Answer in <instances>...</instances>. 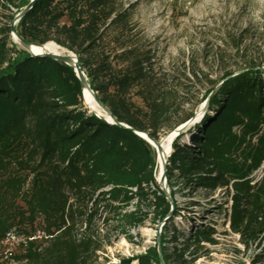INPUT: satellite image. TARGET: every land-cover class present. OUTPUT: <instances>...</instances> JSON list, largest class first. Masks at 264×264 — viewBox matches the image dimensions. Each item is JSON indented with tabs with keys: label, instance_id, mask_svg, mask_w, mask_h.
I'll return each instance as SVG.
<instances>
[{
	"label": "trees",
	"instance_id": "1",
	"mask_svg": "<svg viewBox=\"0 0 264 264\" xmlns=\"http://www.w3.org/2000/svg\"><path fill=\"white\" fill-rule=\"evenodd\" d=\"M29 2L0 0L8 19L0 25V240L10 229H41L48 238L0 264H98L101 230L127 238L146 222L164 220L167 232L178 215L168 189L174 170L187 188L230 192V231L245 246L260 242L264 185L252 175L264 164L261 65L225 70L218 79L190 72L206 84L208 102L188 130L191 144L181 134L171 144L165 171L171 209L156 183L155 150L135 132L159 141L190 119L189 85L159 71L150 51L132 39L130 14L119 0H35L14 30L32 44L51 42L73 53L95 97L132 130L108 123L83 106L71 67L32 57L10 41V22ZM170 233L175 239L179 230L172 225ZM212 234L201 227L192 236L197 244L212 243ZM154 241L139 256L106 263L160 264ZM166 241L160 235L164 264L177 262L180 251L171 256ZM261 256L264 246L253 261Z\"/></svg>",
	"mask_w": 264,
	"mask_h": 264
},
{
	"label": "rangeland",
	"instance_id": "2",
	"mask_svg": "<svg viewBox=\"0 0 264 264\" xmlns=\"http://www.w3.org/2000/svg\"><path fill=\"white\" fill-rule=\"evenodd\" d=\"M119 1L130 14V23L136 34L132 39L150 51L159 71L175 76L190 87L187 93L190 103L185 108L192 110L194 120L181 132L180 141L184 144H191L188 130L203 116L197 117L207 89L204 82L198 83L192 77V69H199L210 79H218L225 70L237 71L252 64L261 65V71H264V0ZM1 12L0 25L8 22L7 12ZM13 23L14 20L10 25ZM10 41L21 48L11 33ZM170 132L164 131L160 139ZM155 162V179L159 186L157 156ZM252 179L264 185V164L252 175ZM164 183L166 185V180ZM168 189L173 193L178 215L173 218L167 232L161 231L160 223L154 226L150 222H146L144 227L132 229L127 238L101 230L104 238L102 249L97 253L98 264L119 263L121 259L143 254L155 244L157 232L159 239L160 235L165 236L171 256L174 251H180L178 261L170 264H264V256L258 258L259 262L253 261L263 254L264 238L245 246L239 236L229 229L230 192L227 194L224 188L215 191L197 186L187 188L186 181L176 170ZM133 203L129 209H132ZM142 208L146 210L145 205ZM172 225L179 230L175 239H170ZM201 227L213 229L212 243L195 242L192 233ZM187 242L190 247L183 250ZM130 264L137 263L132 261Z\"/></svg>",
	"mask_w": 264,
	"mask_h": 264
},
{
	"label": "water",
	"instance_id": "3",
	"mask_svg": "<svg viewBox=\"0 0 264 264\" xmlns=\"http://www.w3.org/2000/svg\"><path fill=\"white\" fill-rule=\"evenodd\" d=\"M35 0H30V2L14 17V22L13 24L10 25V33L12 35H14L16 37V40L14 39V41L21 47L22 50L26 51L27 53H29L32 57H49L53 60L59 61L61 63L66 64L67 66L71 67L73 69V72L75 73L76 78L79 80L80 84H81V88H82V101H83V105L86 106L88 108L87 105L84 104V100H83V92L84 90L87 91L90 96L92 97V99L94 100V103L99 107L100 111L99 113L90 110V112H93L95 115H97L98 117L104 119L105 121H107L108 123H112V124H118L117 121L115 120V118L111 115V113L109 112V110L102 105V103L95 97L94 93L92 92V90L89 88L88 82L85 78V75L82 71V69L80 68L77 58L75 57V55L69 51H66V53H62V52H50V51H43V52H33L31 50V46H43L42 45H35L32 44L26 40H24L22 37H20L16 31L14 30V26L16 25V23L18 22V20L25 14V12L33 5ZM54 44V43H53ZM238 73V72H237ZM207 102H208V98H206V100L202 103V109L201 112L198 114L197 117H201L204 114V111H206L207 108ZM196 119V118H195ZM194 120V116H192L190 119H188L186 122L180 124L178 127H176L174 130H172V132H170L171 134H173V139L171 141V143L173 142V140L181 134V132L190 124V122H192ZM120 127L122 128H127L130 129L129 127L125 126L124 124H118ZM132 130V129H130ZM139 137H141L142 139H144L150 146H152L155 150L157 159H160V163H161V174L159 176V188L160 190L163 192L166 200L171 204V209H173V201L169 196V192L166 189V185H165V171H166V166H167V159L169 157V154L166 156L163 154L162 152V148H161V142H162V138L159 139V141H156L152 138H150L146 133H139V132H135ZM169 133V134H170ZM164 220L160 223V227L162 226ZM156 241H157V252H158V257H159V262L160 264H164L163 259H162V255H161V249H160V245H159V237H158V232L156 235Z\"/></svg>",
	"mask_w": 264,
	"mask_h": 264
},
{
	"label": "built area",
	"instance_id": "4",
	"mask_svg": "<svg viewBox=\"0 0 264 264\" xmlns=\"http://www.w3.org/2000/svg\"><path fill=\"white\" fill-rule=\"evenodd\" d=\"M48 238L41 229H37L31 234L18 232L10 229L5 232L0 240L1 257L3 260H10L13 255L23 252L34 241H41Z\"/></svg>",
	"mask_w": 264,
	"mask_h": 264
},
{
	"label": "bare ground",
	"instance_id": "5",
	"mask_svg": "<svg viewBox=\"0 0 264 264\" xmlns=\"http://www.w3.org/2000/svg\"><path fill=\"white\" fill-rule=\"evenodd\" d=\"M13 39L16 40V37L14 35H13ZM31 50L33 52H43V51L65 52V49L60 48L51 42L45 43V44H43V46H40V47L31 46ZM83 100H84V104L87 105L90 110H93L97 113L101 112L99 107L94 103V100L92 99L90 94L85 90L83 92ZM110 124H112V123H110ZM172 139H173V134H171V133L162 137L161 148H162L163 154L166 156L171 153V150H172L171 141H172ZM186 141H187V139H186ZM157 160H158L159 167H158L156 177L158 178L161 174V163H160V159H157Z\"/></svg>",
	"mask_w": 264,
	"mask_h": 264
}]
</instances>
